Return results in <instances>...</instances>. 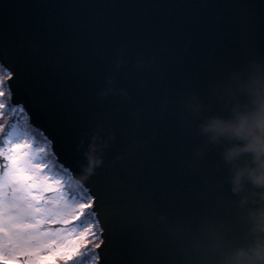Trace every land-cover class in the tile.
<instances>
[{
    "label": "water",
    "instance_id": "95a60500",
    "mask_svg": "<svg viewBox=\"0 0 264 264\" xmlns=\"http://www.w3.org/2000/svg\"><path fill=\"white\" fill-rule=\"evenodd\" d=\"M262 4L0 0V64L20 73L29 47L47 42L57 65L59 99L51 112L37 111L19 79L13 81L11 104L21 105L30 125L49 141L55 161L89 194L122 175L133 161L148 160L149 228L163 238L176 216L205 210L203 193L210 188L204 171L192 165V138L163 102L249 54L264 53ZM3 5L9 6L6 13ZM5 15L19 26L5 23ZM98 134L107 144L102 163L88 173ZM91 211L101 238L96 264H170L155 252L126 249L95 200Z\"/></svg>",
    "mask_w": 264,
    "mask_h": 264
},
{
    "label": "clouds",
    "instance_id": "9594fccd",
    "mask_svg": "<svg viewBox=\"0 0 264 264\" xmlns=\"http://www.w3.org/2000/svg\"><path fill=\"white\" fill-rule=\"evenodd\" d=\"M163 107L178 114L192 138V165L213 191L202 213L172 225L177 264H264V53L228 65ZM93 139L88 173L107 144L99 134Z\"/></svg>",
    "mask_w": 264,
    "mask_h": 264
},
{
    "label": "snow or ice",
    "instance_id": "6c2138e0",
    "mask_svg": "<svg viewBox=\"0 0 264 264\" xmlns=\"http://www.w3.org/2000/svg\"><path fill=\"white\" fill-rule=\"evenodd\" d=\"M2 7L6 13L9 6ZM261 9L260 25L264 30V4ZM4 21L12 23L13 27L19 26V22L9 21L6 15ZM56 76L57 65L52 60L47 42L29 47L20 73L12 68H0V134L7 138L6 148H0V158L7 162L6 171L0 176V264H55L57 259L70 258L67 249L60 245L53 247L43 239L50 235L40 230L45 217L59 216L62 210L58 205L48 207L52 202L41 194H31L30 189L37 185L34 174L25 167L21 155V148H27L36 152L35 158H40L47 154V148L36 144L30 135L31 130L25 125L4 119L7 112H16L11 105V95L13 81L17 79L37 111L51 112L59 99ZM134 148L133 143L129 154L134 153ZM150 168L148 160L139 159L133 161L122 175L101 185L95 193L89 194L77 186L81 196L73 203L78 204V210L83 212L95 200L108 224L114 227V238L119 244L130 251L155 252L166 257L170 264H177L181 246L172 237V225L178 218L191 220L199 214H179L169 223L163 238L156 236L149 228L153 213L145 195ZM58 183L62 185L64 182L58 180ZM65 194L61 192V198ZM203 197L207 202L212 199L211 187L206 186Z\"/></svg>",
    "mask_w": 264,
    "mask_h": 264
},
{
    "label": "rangeland",
    "instance_id": "374dc122",
    "mask_svg": "<svg viewBox=\"0 0 264 264\" xmlns=\"http://www.w3.org/2000/svg\"><path fill=\"white\" fill-rule=\"evenodd\" d=\"M17 105L20 104H12V106ZM43 137L45 136L43 135ZM6 139L7 138L5 135L0 134V148H6ZM45 139L47 140L46 137ZM33 148H35V145H33ZM25 153H27V155H25ZM49 153L54 158V154L50 148V143ZM21 155L24 157L25 167L28 169L29 172H32L34 174L35 182L37 185L36 187L30 189L31 194H41L44 199L52 202L48 205V207H55L58 205L62 210V214L59 216L45 217L44 223L40 225V230L48 232L50 233V235L43 237V239L46 240L53 247L60 245L67 249L70 253V258H68L67 263H71L73 260L79 258L78 256L81 255V250L84 251L86 249L88 252H90V250L87 248L89 242V231L86 225L88 224V222L78 221V219L82 217H88V212L91 211V206L86 208L83 212H80L78 210V204L73 203L74 200L78 201L80 199L81 192L79 188H85L72 177V180H70L69 177H66L64 181L59 175H56L53 171L48 170L46 162L49 161L48 152L46 155H43L40 158H35V151L29 150L27 148H21ZM6 163L7 162L3 160V158H0V176H2L6 171ZM62 168L67 170L64 167ZM58 180H62L64 183L61 185L58 183ZM69 181L71 182V185H69ZM77 186H79V188ZM61 192L66 193L62 198L60 195ZM74 252L76 253V255L73 254ZM85 254L87 253H83L81 256ZM97 258L98 256L96 252V260ZM66 259L67 258L60 259L59 264H64L63 261H65ZM57 261L58 260H56V262Z\"/></svg>",
    "mask_w": 264,
    "mask_h": 264
},
{
    "label": "trees",
    "instance_id": "16d2710c",
    "mask_svg": "<svg viewBox=\"0 0 264 264\" xmlns=\"http://www.w3.org/2000/svg\"><path fill=\"white\" fill-rule=\"evenodd\" d=\"M0 68H4V67L0 64ZM12 107L16 109V112L15 113L11 111L7 112L4 119L9 120L11 123H17V121H19V123H21L22 125H25L28 129H30L31 130L30 135L32 136V139L36 142V144H39L40 146L47 148V152L49 154V157H48L49 161H46L48 170H51L54 172V174L59 175L61 179L64 181L66 177H69V179L72 180L69 172L63 169L59 164H57L55 162V159L52 157V155H50L48 141L45 139V137H43V135L41 134L39 130L35 129L33 126L30 125V123L28 122L27 115L25 111L23 110V108L20 105L12 106ZM69 185H71L70 181H69ZM78 221L88 222V224L86 225L89 231V237H88L89 242H88L87 248L90 250V252H88L86 249L84 251L81 250V255L83 253H87V254L83 256L80 255L81 257L78 256L79 258L73 260L71 263H67V260H68L67 258L65 261H63V263L64 264H95L96 246L98 245L101 239L99 235L100 229L98 227L97 220L94 216V213L92 211H89L88 217H82L78 219ZM73 254L76 255L75 252ZM57 260H58L57 261L58 263L56 262L55 264H59L60 259H57Z\"/></svg>",
    "mask_w": 264,
    "mask_h": 264
}]
</instances>
